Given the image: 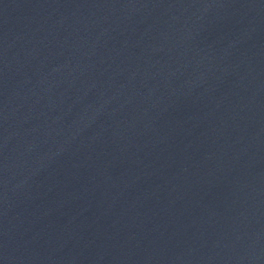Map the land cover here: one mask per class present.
Instances as JSON below:
<instances>
[{
    "label": "water",
    "instance_id": "95a60500",
    "mask_svg": "<svg viewBox=\"0 0 264 264\" xmlns=\"http://www.w3.org/2000/svg\"><path fill=\"white\" fill-rule=\"evenodd\" d=\"M0 264H264V0H0Z\"/></svg>",
    "mask_w": 264,
    "mask_h": 264
}]
</instances>
